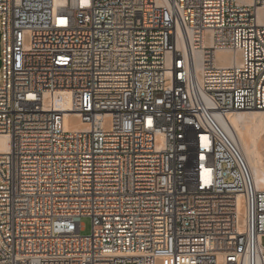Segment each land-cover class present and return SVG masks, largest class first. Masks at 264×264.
I'll return each mask as SVG.
<instances>
[{
  "label": "built area",
  "instance_id": "1",
  "mask_svg": "<svg viewBox=\"0 0 264 264\" xmlns=\"http://www.w3.org/2000/svg\"><path fill=\"white\" fill-rule=\"evenodd\" d=\"M263 6L0 0V264H264V190L216 120L258 112L264 163Z\"/></svg>",
  "mask_w": 264,
  "mask_h": 264
},
{
  "label": "bare ground",
  "instance_id": "2",
  "mask_svg": "<svg viewBox=\"0 0 264 264\" xmlns=\"http://www.w3.org/2000/svg\"><path fill=\"white\" fill-rule=\"evenodd\" d=\"M251 2V0H249ZM258 21L264 25V6L258 10ZM49 104L56 109L66 110L69 108V98L62 92L45 94ZM71 117L66 116L65 128H69ZM219 126L228 134L232 141L242 152L248 167L251 170L255 186L258 190H264V163L261 151L262 123L258 112H233L222 118L216 115ZM85 125L77 123L76 128H84ZM7 138L0 136V152L6 150Z\"/></svg>",
  "mask_w": 264,
  "mask_h": 264
},
{
  "label": "rangeland",
  "instance_id": "3",
  "mask_svg": "<svg viewBox=\"0 0 264 264\" xmlns=\"http://www.w3.org/2000/svg\"><path fill=\"white\" fill-rule=\"evenodd\" d=\"M0 56H1V54H0ZM0 68H1V61H0ZM80 222L83 226V230L81 232V235H83V236L89 235L91 232V221H90V219L89 218H82L80 220ZM263 244H264V240H263Z\"/></svg>",
  "mask_w": 264,
  "mask_h": 264
}]
</instances>
